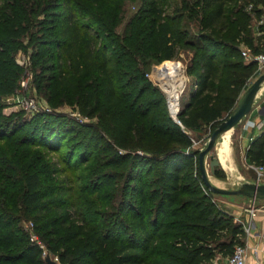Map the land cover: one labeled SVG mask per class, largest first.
<instances>
[{
  "label": "trees",
  "instance_id": "trees-1",
  "mask_svg": "<svg viewBox=\"0 0 264 264\" xmlns=\"http://www.w3.org/2000/svg\"><path fill=\"white\" fill-rule=\"evenodd\" d=\"M103 1L112 7L104 8L100 15L89 5L95 0L0 1L1 12L7 10L0 25V99L19 87L14 54L27 38L38 44L34 60L48 47L54 48L49 54L56 71L51 93L72 88L74 80L77 85L93 74L102 81V107H122L124 132H134L139 118L145 122L129 151L120 152L113 142L104 141L110 151L108 160L96 154L102 135L93 124L85 125L92 148L86 158L70 161L73 176L64 174L58 181L52 176L57 171L54 162L39 168L19 154L28 143L60 147L73 128L57 129L51 139L41 141L34 136L38 123L13 132L10 140L15 146L0 148V264H48L37 241L15 226L23 216L34 220L36 231L42 230L37 232L40 241L49 235L44 239L47 253H56L62 264H228L225 259L235 245L244 244L245 232L242 222L217 205L213 192L204 185L191 132L225 118L240 97L242 79L256 69L257 62L242 60L234 44V40H242L257 51L252 37L240 35L249 14L241 10L238 19L232 20L227 16V0H201L196 34L186 28L182 3L167 13L170 0H130L135 7L138 4L136 10L115 31L110 26L120 22L128 0ZM107 14L110 26L101 21ZM47 31L53 35L45 36ZM183 46L191 54L179 103L190 74L193 78L177 113L178 123L170 116L164 91L146 71L153 62L165 60L164 64L166 59L177 58ZM226 68H232L231 78L223 79ZM217 81L224 91L218 90ZM123 87L129 91L121 93ZM134 90L137 96L128 101L125 96ZM146 93L154 100H147L145 109L139 110L138 99ZM92 97L86 88L80 106L88 115L101 108L91 104ZM151 110L160 111L167 129L152 125ZM4 136L0 134V138ZM116 136L117 131H112L113 140ZM159 138L165 148L153 155L151 150L159 146ZM94 157L95 165L89 166ZM245 158L250 163H264V128L250 140ZM193 161H197L196 172L191 168ZM78 170L82 175L75 174ZM152 170H156L153 177H143ZM122 177L126 185L114 190L116 179Z\"/></svg>",
  "mask_w": 264,
  "mask_h": 264
},
{
  "label": "rangeland",
  "instance_id": "rangeland-1",
  "mask_svg": "<svg viewBox=\"0 0 264 264\" xmlns=\"http://www.w3.org/2000/svg\"><path fill=\"white\" fill-rule=\"evenodd\" d=\"M123 2H126V0H123ZM181 3L184 8L183 10L185 17L187 18L184 20L187 23L186 28L194 33V31L197 29L198 19L202 15L201 0H170V3L166 7L165 11L168 13L171 12L173 8L178 9L180 8ZM225 4L228 8L227 16L232 20L235 17L236 19H238V13L241 10H245L249 14L248 23L244 27V29H242L240 35L246 38L252 37L253 43L258 44L256 45L257 51L255 52L253 51V46H248L242 40H234V44L237 48V52L240 58L244 61L250 60L242 55V50H246L250 54H264V0H227ZM89 5L96 9L95 12L98 15L104 12V8L107 9L109 5L111 6V4L108 5V3L104 2L103 0H95V2H90ZM135 5L137 7L138 4ZM136 7L130 0H128L124 4L123 17L120 18V22L115 26H110V23L107 24V20L110 19L109 14L103 17L101 21L104 23V26H110L111 30L120 31V29L125 26L128 14L134 12L136 10ZM109 13H113V8L109 9ZM6 14V9H2V12L0 9V25L2 24ZM98 29L103 32L104 35V28L100 27ZM196 32L197 31H195V33ZM52 35L53 34H50L49 31H47L45 34V36L49 37H51ZM37 46L38 44L34 45L32 42L29 43L28 39L24 38L21 45H18L16 48L14 59L18 64V83L21 80H27V87L26 85L22 86V88L19 87L18 90H21L22 93L18 97L14 96L13 92H7L4 93L0 99V102L2 103V107L0 109L2 116H0V121H4V124L0 126V134L5 135L4 137L0 138V148L15 146L12 145L14 143L12 142V140H10L12 139V136L10 135H12L16 130H19V128L24 126L25 124L30 127L35 126L37 123L39 124L34 132V136L37 138V140L40 141L51 139L52 134H56L57 129L59 131H67V128H73V130H71L64 138V141L61 142L60 147L58 145L56 146V148L50 149L49 147L43 146L41 144L38 145L28 143V145L26 144V146L22 147L23 151L19 154L21 157H25L26 160L31 161L33 164L36 163L35 165L39 168H43V166H45L48 162H54L58 171L54 172V174L52 175L54 177V181H58L64 174L73 176L74 173L73 170L69 168L70 165L80 158H86L87 152L90 148H92L89 141V130L85 125L89 126L90 124H93V126L97 128V133L99 135H102L103 139H101V146L96 152L98 157L105 156L107 160L110 157V151L105 149L104 147L105 140H108L111 143L113 142L116 145V147L113 146V148H118L120 152L129 151L131 148L128 147L130 142H132L136 138H140L143 132L142 128L145 124L144 119H138L134 132H124L122 129L124 127V117L121 109L122 107L113 105L102 107L103 105L100 98L102 81L93 74H91L88 79L79 80L77 85L76 80H74L73 82L75 83V85L72 88L64 87L61 88L58 92L51 93V91L49 90L53 86L54 76H56V71H54V68H52V66H54V60L50 57V55L53 53L52 49L54 48L48 47L46 53L42 57H40L39 60H34V53L37 52ZM190 54L191 51L189 50V47L183 46L179 50L177 58L175 57L174 59L166 60H179L181 62V65H183V70L185 65L189 64ZM228 60L229 59H226V61ZM164 61L159 60L153 62L149 67H147L146 72H150V70L155 67V71L157 73L161 66L164 67L166 65V63L163 64ZM163 67H161V69H163ZM255 67V71H253L251 74H248L244 79H242L240 93L238 94L239 96L246 89V87L261 72L264 71V68H258V64H256ZM231 69H225L223 73V79L227 77L231 78V75L229 73ZM192 78L193 74H190V80L187 82L185 92L180 102L181 106H183V103L187 97L188 88L191 84ZM124 81L125 79H121L120 82ZM217 85L220 88L218 90H220L221 92L224 91L221 88V86H223L222 83L217 81ZM86 88L91 90L93 93L91 104L97 107H101L100 110L93 112L91 115L82 112L80 106L81 102L83 101V91ZM125 88L126 87H123L120 92L126 93L127 91H129V89ZM154 90L157 94L160 95V91L158 89L154 88ZM263 92L259 94L255 103L260 101ZM24 93L26 94V96L34 97L37 100L39 106L36 110H27L25 107L19 104L18 99L22 98ZM148 93L142 95V97L138 99V105L141 104L139 110L145 109L147 100H149V103L151 102V100H154V97L150 96ZM136 96L137 91L134 90L133 92L128 93L125 97L128 101H131ZM230 111H228V113ZM148 117H150L149 120H151V123L154 127L158 126V128L162 130L166 128V125L162 124V114L160 113V111L151 110L148 114ZM256 117L257 116H255V118L251 116V118L253 119H256ZM243 118H245L244 120H246V118H248V114ZM241 120L233 127L222 132L217 138L212 149L205 155V168L209 176V180L215 186L233 189L237 188L242 182L252 181L254 179L255 172L250 166V162L244 157L243 150L239 146L240 140L243 144L247 140L246 134L242 135V138L240 137L242 127V123H240ZM246 123L251 124V119H247ZM217 124L215 123L212 125H207L205 127L203 126V128L196 133L191 132L193 139L196 140L194 142V148L201 150L205 147L211 131ZM114 130H116L118 134V137L116 136V140H113V138L111 137V132ZM162 141L163 140H160V138L157 139L156 142L159 143V146L153 147V149L151 150L153 155L159 152L161 148H165V146H162ZM221 149H223L222 152ZM138 151L141 152L140 149H138ZM196 158L197 154L195 156V159ZM70 161L72 163H70ZM93 164L95 165V157L88 163L89 166H92ZM122 164L125 165V162L123 161ZM107 168L108 166L104 167L103 169ZM191 168L193 172L197 171V161H193V165L191 166ZM155 173L156 170H152V172L145 171L143 177L148 179L153 177ZM43 174L44 176H46V173ZM75 174L82 175L79 170L76 171ZM126 181L127 180L125 177H122L119 181L118 179H116V186H114L113 189L120 191L121 188H124L123 184L126 185ZM132 181L133 179H130V182ZM77 182L78 181L76 180L75 184H77ZM127 192L128 197H131L133 191L129 189ZM213 195L215 197L217 205H219L223 210H226L229 213H232L231 211L234 210V208H240L241 205L246 206L249 203H247V197L242 195H226L219 193H213ZM253 205L258 208L264 209V199L254 201ZM244 213L247 212H243L240 215L232 214L234 220L247 223L248 216ZM39 222L40 221H38L37 224ZM15 226L17 228H21L24 232H27L28 235L34 233L39 236L37 232H42L41 229L37 231L35 230V223L31 217L23 216V218H19V220L15 223ZM48 238L49 235L45 236L43 240L41 239V242L44 244L43 247H45L44 242ZM49 256L59 262V258L56 253L50 251ZM226 260L227 258L225 259V261Z\"/></svg>",
  "mask_w": 264,
  "mask_h": 264
},
{
  "label": "water",
  "instance_id": "water-1",
  "mask_svg": "<svg viewBox=\"0 0 264 264\" xmlns=\"http://www.w3.org/2000/svg\"><path fill=\"white\" fill-rule=\"evenodd\" d=\"M264 81V71L261 72L242 92L237 103L231 111L223 118L211 131L208 141L204 148L198 152V169L204 185L213 193L226 195H242L250 200L258 201L264 199V183L252 181L242 182L237 188L227 189L215 186L209 180L205 168V155L212 149L219 135L225 130L236 125L245 115L249 114L252 107L259 96L261 85ZM185 81L183 82V85ZM48 264H62L55 259H52L48 254L44 256Z\"/></svg>",
  "mask_w": 264,
  "mask_h": 264
},
{
  "label": "built area",
  "instance_id": "built-area-1",
  "mask_svg": "<svg viewBox=\"0 0 264 264\" xmlns=\"http://www.w3.org/2000/svg\"><path fill=\"white\" fill-rule=\"evenodd\" d=\"M242 55H244L245 58L250 59V60H255L258 64V68L259 69H263L264 68V54L263 53H258V54H250L248 53L246 50H242L241 51ZM183 72H184V81H186L187 76L185 77V67L183 68ZM147 76L153 81V83L157 84L165 93L166 95V101H167V107H168V111L170 113V116L177 121L178 123H180L179 118L177 117V113L179 111L180 108V103H179V96L181 94V92L184 89L185 84L182 85L179 89V95H178V108L175 112H173L169 106V102H168V97H167V93L164 89V87L162 86V84L158 81V75L155 71V67H153L150 72L147 73ZM27 87V80H21L19 82V87L22 88V86ZM19 87L13 92L14 96H19L22 91L18 90ZM18 102L21 106L25 107L27 110H36L37 107L39 106L37 100L34 97H30V96H26V94H23L22 98L18 99ZM254 109L256 110V112L262 116V119L260 120V122L257 124L259 127L264 128V101H261L260 103H257L254 106ZM246 123V122H245ZM254 123L252 122L250 125H253ZM244 125H248V123L244 124ZM252 138V137H251ZM250 166L253 168L254 172H255V176H254V181L256 182H263L264 183V163H260V164H254V163H250ZM252 201V205L247 207L246 210L248 212V222L246 224L243 225V229L245 230L246 233H250L252 231V228L254 227V217L256 215V207L253 205L254 201ZM30 239L36 240L37 243L40 245V247L43 249V254L45 255H49V253H47L46 247H43L44 244L38 239V236L34 233H32L30 235ZM256 246H260L263 251H264V231L261 233H258V237H257V241L255 244V248ZM227 262L228 264H246V248L244 244H237L234 246L233 251L231 252V254L227 257ZM264 264V263H263Z\"/></svg>",
  "mask_w": 264,
  "mask_h": 264
},
{
  "label": "crops",
  "instance_id": "crops-1",
  "mask_svg": "<svg viewBox=\"0 0 264 264\" xmlns=\"http://www.w3.org/2000/svg\"><path fill=\"white\" fill-rule=\"evenodd\" d=\"M264 90V81L261 85L259 94H261V92H263ZM261 101H264V92L262 94V97L260 98V101L254 103L253 107H252V112L250 111V113L248 114V118H246V120H244L245 118H242L241 122L242 123V127H241V132H240V137L244 134H246L247 136V140L246 142L243 144L241 142V140L239 141V146L242 148L243 153H244V157H245V150L247 148V146L249 145L250 140L252 139L251 137H254L255 134H257L259 131L262 130V127H259L257 124L260 122V120L262 119V116L259 115L256 110L254 109V106L257 103H260ZM251 116H253L256 119L251 118ZM247 119H251V123L253 122V125H244L245 122L247 121ZM242 138V137H241ZM228 142H229V138H228ZM223 149H221L222 152ZM254 180V179H253ZM247 205H241L240 208H234V210H232L231 214L233 215H240L243 212H247L246 208L252 205V201L247 198ZM233 204V203H232ZM239 206V205H238ZM256 207V206H255ZM256 215L253 218L254 219V227L252 228V231L250 233H246L245 230V240H244V245L246 248V264H263L264 263V251L260 246H256L255 248V244L257 241V237H258V233H261L264 231V209L258 208L256 207ZM245 215L248 216V212L244 213ZM237 217V216H236ZM235 217V218H236ZM247 219H249L247 217ZM246 223L242 222V225H244Z\"/></svg>",
  "mask_w": 264,
  "mask_h": 264
},
{
  "label": "bare ground",
  "instance_id": "bare-ground-1",
  "mask_svg": "<svg viewBox=\"0 0 264 264\" xmlns=\"http://www.w3.org/2000/svg\"><path fill=\"white\" fill-rule=\"evenodd\" d=\"M165 63L166 65L164 67L161 66L163 69L160 67L157 72L158 81L162 84L167 93L171 110L175 112L178 108L179 89L184 80L183 65H181L179 60H168Z\"/></svg>",
  "mask_w": 264,
  "mask_h": 264
}]
</instances>
